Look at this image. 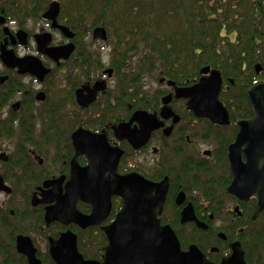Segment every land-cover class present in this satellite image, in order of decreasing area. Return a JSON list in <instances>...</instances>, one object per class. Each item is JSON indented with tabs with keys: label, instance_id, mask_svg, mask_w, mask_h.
<instances>
[{
	"label": "flooded vegetation",
	"instance_id": "flooded-vegetation-1",
	"mask_svg": "<svg viewBox=\"0 0 264 264\" xmlns=\"http://www.w3.org/2000/svg\"><path fill=\"white\" fill-rule=\"evenodd\" d=\"M17 1L20 0H0V178L2 187L0 188V264H29L26 255L17 249L18 236L30 239L35 249V257L40 264H56L49 251L50 239L56 240L62 232L70 230L76 236L77 244L76 231L90 227H98L106 239L100 257L93 259L101 260L107 245V237L101 227L110 224L121 209L122 199L119 196L111 197L110 212L101 224L86 228H81L74 223L63 225L58 221L46 225L45 207L50 203H32L33 198L37 200L42 198L41 192L45 190L46 181L63 177L62 186H64L70 177L71 162L74 157L78 166L84 167L88 164L84 154L76 155L72 143L71 135L78 128L97 134L102 133L109 146L122 151L116 166L118 174L137 173L154 183L167 179V192L157 217L162 225H169L174 230L182 250L186 251L190 245H196L207 260L218 264L224 257L230 255L231 244L239 242L245 264H263L264 258L257 257L258 252L250 248L249 239H242L241 235L264 222V197L263 207L256 213L258 199L255 196L241 200L226 191L232 181L228 147L237 134L238 121L249 119L252 115L236 120L232 124L235 127L229 128L230 113L218 95L219 101L227 111L229 122L227 124L211 122L208 118L199 117L188 109L187 100L175 98L173 86H168L165 81L160 82V80L159 83L165 87H163L164 92L160 96L157 109L136 108L131 104L119 105L123 100L112 92L116 81H113L112 87L108 85V79L113 80L115 77L113 68L104 67L103 61L98 59V56L92 57V51L88 49L89 44L95 41L102 42L105 46L107 39L105 41L94 39L95 27L90 31H80L70 25L67 20H62L60 4L56 22L60 26L67 27L73 33L72 37H67L62 30L52 27L50 20L42 17L48 5L40 18H26V20L18 21L13 18ZM40 22L45 24L44 27H37ZM20 31L25 34L23 38ZM42 33H48L51 36L48 47L72 44L73 50L68 57L53 60L39 51L35 36ZM80 34L91 35V43H78L77 38ZM21 40H24V43ZM8 52L16 59L36 57L44 68L48 69V72L42 80L30 73H20L17 67L8 66L4 60ZM97 62L98 64H95ZM93 64H95L94 67ZM98 65L100 66L97 67ZM109 69L110 75L106 72ZM88 73L91 74L86 76ZM27 77L29 81H25ZM54 80L58 81L56 84L62 83L64 90L61 93L54 89L56 85ZM100 80H105L106 88L98 91L95 100L88 106L79 105L76 100V91L82 89V93L86 94L83 87H92L96 81ZM36 82L38 88L34 87ZM176 86L184 85L176 84ZM67 91H71L69 98L66 96ZM168 94L172 95L168 106L179 118L175 123H173V116L164 119L160 115L163 107L162 97ZM55 96L56 104H54ZM247 99L249 101L248 95ZM61 109L67 113L65 120L73 121L80 116L88 123V126L78 125L71 130L65 152L62 150L63 153L55 154L52 149H49L48 155L44 153L41 155L38 151L46 150L45 146L34 148L29 144L24 148L28 154L17 153L18 139L8 138V128L18 129L23 125L27 127L26 129L34 130L33 138L41 144L39 129L46 126V123L41 121L39 114L44 115L54 110L61 111ZM137 110L155 113L163 124L150 132L144 145L134 148L127 139H118L115 136L114 126L128 122ZM31 117L33 122L29 124ZM134 126H138L136 121L131 123V128ZM169 127L171 129L167 135L164 131ZM3 128L6 131L5 135L2 133ZM229 136L232 138L225 148L220 142L229 139ZM148 152L152 154L150 160L139 159L142 154ZM242 159L244 160L243 156ZM14 161H21V167L13 169V163L20 165L19 162ZM25 166L28 168V173L21 171ZM44 170L45 175L39 177ZM26 174L28 177L24 176ZM80 203L88 206L87 212L78 208ZM114 205L117 207L116 210ZM76 207L84 214H89L92 209L90 204L81 201L77 202ZM185 209L191 210L190 215L195 218L194 220L182 221V213ZM39 214H41L42 222L32 227L33 217L36 216L37 219ZM198 224H203L206 228L199 227ZM55 226L59 228L57 233L53 232ZM77 250L79 251L78 244ZM82 257L91 259L83 255Z\"/></svg>",
	"mask_w": 264,
	"mask_h": 264
},
{
	"label": "water",
	"instance_id": "water-1",
	"mask_svg": "<svg viewBox=\"0 0 264 264\" xmlns=\"http://www.w3.org/2000/svg\"><path fill=\"white\" fill-rule=\"evenodd\" d=\"M58 13L59 2L53 0L42 17L50 20L52 27L59 28L67 37H72L73 33L67 27L57 24ZM20 34L22 38L25 35L22 31ZM93 38L105 41L106 29L103 26L95 27ZM35 39L38 50L53 60L67 58L73 50L72 44L48 47L51 40L48 33L37 34ZM21 42L24 43V40ZM4 60L8 66L17 67L20 73H30L39 80L48 72L40 60L33 56L16 59L8 52ZM260 69L261 66L256 64L257 74ZM106 72L111 74L110 69ZM200 75L198 81L190 86H176L173 81L164 78L160 82L165 81L168 86H173L174 97L186 99L187 108L197 116L206 117L214 123L227 124V111L218 99L222 86L220 71L204 66ZM105 88V80L96 81L92 87H83L86 94L82 93V89L77 90L76 100L79 105L86 107L95 100L97 92ZM247 95L253 111L252 117L238 121L237 134L228 147L232 181L226 191L241 200L255 196L258 199V213L263 207L264 197V81L254 82ZM171 98L170 94L162 97L160 115L164 119L173 116L175 123L179 118L168 106ZM133 121L138 126L131 128ZM162 124L155 113L137 110L128 122L114 126V133L118 139L125 138L134 148H139L146 143L150 132ZM170 129L171 127L165 129V134L168 135ZM71 139L76 155L84 154L88 164L80 167L75 163L74 157L70 177L64 186L63 177L53 178L44 183L42 198H33L32 203H50L45 207L46 225L54 221L63 225L74 223L81 228L99 225L110 212L112 196L122 199V207L110 224L101 227L107 237L101 260L84 259L77 250L76 236L66 230L58 239H50L49 251L56 264H216L207 260L196 245H190L186 251L182 250L174 230L169 225L160 223L157 216L167 192L166 178L154 183L137 173L118 174L116 166L122 151L109 146L102 133L78 128L72 133ZM78 201L90 204L91 212H80L76 207ZM190 212V209L183 211V222L195 219ZM198 226L206 228L203 224ZM17 249L26 255L29 264H40L28 237L18 236ZM218 264H245L240 243H232L230 255Z\"/></svg>",
	"mask_w": 264,
	"mask_h": 264
},
{
	"label": "trees",
	"instance_id": "trees-1",
	"mask_svg": "<svg viewBox=\"0 0 264 264\" xmlns=\"http://www.w3.org/2000/svg\"><path fill=\"white\" fill-rule=\"evenodd\" d=\"M51 1H17L13 18L18 21L40 18ZM57 1L62 20H67L76 30L90 31L97 26L106 29L105 46L111 47L109 65L116 81L112 92L123 100L119 105L157 109L164 89L152 88L147 79L159 83L164 78L177 85H192L201 76L200 70L210 66L222 76L219 99L230 113L229 128L235 127L232 124L236 120L252 115L247 91L255 81H264V0ZM256 64L262 67L258 75ZM69 95L71 91H67V98ZM59 111L39 114L46 123L39 129L41 144L33 138L34 130L23 125L18 129L9 127L8 138L18 139L17 153L28 154L24 148L29 144L34 148L45 146L46 150L38 151L41 155H48L49 149L55 154L65 152L71 130L88 123L80 116L73 121L65 120L67 113ZM32 122L31 117L29 124ZM2 133L5 135V128ZM231 138L220 143L226 148ZM19 163H13V169L20 168ZM21 171L28 173V168L25 166ZM45 173L42 171L39 177ZM78 208L88 211V206L82 203ZM32 222V227L42 222L41 214L37 219L34 216ZM58 230L57 226L53 227V232ZM76 232L80 253L85 258L98 259L106 243L103 232L98 227ZM241 237L248 238L250 248L258 252L257 257L264 258V222Z\"/></svg>",
	"mask_w": 264,
	"mask_h": 264
},
{
	"label": "rangeland",
	"instance_id": "rangeland-1",
	"mask_svg": "<svg viewBox=\"0 0 264 264\" xmlns=\"http://www.w3.org/2000/svg\"><path fill=\"white\" fill-rule=\"evenodd\" d=\"M45 24H43V22H40L37 27H44ZM108 36V35H107ZM93 41V40H92ZM77 42L78 43H84V42H88L91 43V35H83L80 34V36L77 38ZM91 45V46H90ZM89 50L92 51V57H97L98 59H100L101 61H103V65L104 67H111L109 65L108 62H110V57H111V47L110 46H103L102 42L99 41H95V43L89 44L88 47ZM30 79L27 77L25 78V81H29ZM113 81H115V77L113 80L108 79V85L110 87H112L113 85ZM58 81L54 80V84H56ZM147 83L148 85H150L152 88H157L159 86H161L162 88L165 87L164 85H159V83L157 82V80H148L147 79ZM34 87L38 88V83L36 82L34 84ZM54 89L57 91H60V93L64 90L62 83H58L54 86ZM57 99L56 96L54 98V104H56ZM152 158V154L151 153H144L142 154L139 159L142 161H147L150 160ZM146 159V160H145Z\"/></svg>",
	"mask_w": 264,
	"mask_h": 264
}]
</instances>
